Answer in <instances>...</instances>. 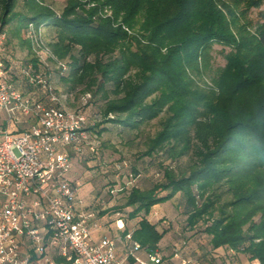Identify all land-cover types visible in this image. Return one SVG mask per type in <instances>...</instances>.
<instances>
[{
  "label": "trees",
  "instance_id": "16d2710c",
  "mask_svg": "<svg viewBox=\"0 0 264 264\" xmlns=\"http://www.w3.org/2000/svg\"><path fill=\"white\" fill-rule=\"evenodd\" d=\"M66 1L58 11L45 0H0V26L16 21L6 50L11 37L23 41L30 23L42 35L53 31L46 43L66 64L60 68L66 92L89 94L88 103L105 100L101 120L88 127L96 137L107 123L135 131L159 119L136 157L157 167V180L123 190L121 209L140 218L133 240L148 252L159 249L167 230L148 216L179 195L188 229L204 225L212 248L264 264V13L259 21L250 16L264 0ZM216 44L225 65L208 82ZM6 50L9 78L20 89ZM31 67L39 70V59ZM125 171L141 174L135 165Z\"/></svg>",
  "mask_w": 264,
  "mask_h": 264
},
{
  "label": "built area",
  "instance_id": "2783aa9c",
  "mask_svg": "<svg viewBox=\"0 0 264 264\" xmlns=\"http://www.w3.org/2000/svg\"><path fill=\"white\" fill-rule=\"evenodd\" d=\"M27 36L40 69L30 66L23 75L45 98L25 93L10 80L3 57L7 30L0 26V112L10 126L27 124L20 133L0 127V264H34V259L37 264H124L129 257L149 264L136 255L142 247L132 233L125 236L123 255L118 254L115 237L95 238L103 225L80 195L81 182L69 173L71 152H95L96 139L88 130V117L68 107L52 83L50 64L62 69L66 64L47 45L41 28L30 23ZM128 167L122 160L112 169L121 172ZM126 177L124 185L108 192L116 195L138 178L133 173ZM119 221L117 227L123 229ZM148 259L152 264L192 262L181 247L169 256L157 249L149 252Z\"/></svg>",
  "mask_w": 264,
  "mask_h": 264
},
{
  "label": "rangeland",
  "instance_id": "374dc122",
  "mask_svg": "<svg viewBox=\"0 0 264 264\" xmlns=\"http://www.w3.org/2000/svg\"><path fill=\"white\" fill-rule=\"evenodd\" d=\"M45 1L53 5V7H55L58 11H60L67 2L66 0ZM1 9L0 2V16L2 11ZM261 12L264 13V5L260 9H254L250 16L254 21L262 20ZM15 24L16 21L12 24L6 25L5 28L8 33L11 30V27ZM21 37L23 38V41H21L22 43L20 42L18 36L11 37V41L7 45L6 56L10 61L13 72L18 74L20 89L30 95L45 98V94L41 89L34 88L33 86L31 87L27 84L24 78L23 70L29 68L31 66V61L34 60V58L38 59V57L28 46L26 40L28 37L27 33H22ZM52 37L53 31H49L47 28H44L43 39L45 42H50ZM221 48L222 46L219 44L214 45V49L212 51L211 71L204 75L208 82H210L209 77H211L219 67H223L225 65V57L223 52L220 50ZM49 71L52 73L53 85L60 94L66 97L64 103L68 107L81 111L85 114L88 117L89 125H92L95 121L101 120L100 111L105 104V100L101 96L91 99L88 103V99H90L89 96L87 94L82 95L79 90L73 93H67L65 87L60 81V68L54 64H50ZM9 75L11 74L9 73ZM3 118L4 113L0 112V127L3 129H13V127L3 124ZM158 120L159 119H154L135 131L125 130L115 124L107 123L105 124L107 130H105L101 136L96 137V135H93L97 142V152H85L83 155H75L73 158V167L69 173V177L71 179L79 180L81 182V189H84L87 185L91 187L89 193L91 197V207L97 209V211L103 209L104 206L116 210L107 214H101V217L106 220L107 225L116 222L117 219H124V221L127 220L129 222V228L133 230V228H135L138 224L140 218H129L130 208L121 209V205L124 203L126 198V193L122 191L118 192L116 195H112L108 192L110 187H119L120 185H124V183L128 180L126 177V171H114L112 166L121 160H126L129 166L135 165L141 173L137 180L128 187H132L134 185H138L140 187L151 186L152 183L157 180V167L146 165L149 160L142 159L138 161L136 160V157L140 151L144 150L147 138L153 136L159 128ZM25 126H27V124H24V127ZM187 160L188 158L184 157L182 161L186 162ZM176 201H180L179 195L175 198V202ZM175 202L174 200L163 202L162 207L164 208V212L172 214L178 210ZM180 211H182V209H180ZM148 218L151 222L156 223L157 216H155L154 210L151 211ZM182 220L183 218L180 217V219L174 223V228H172V224H167L168 227L163 226L161 230L171 232L169 237H172L174 241H178L179 244L186 241L188 245L189 242H191L193 245L192 247L201 245L202 247L207 248L209 252H213L214 248H212L209 244V237L203 232L204 225H200L196 231H194L187 228L185 220L181 223ZM162 221L163 219L157 223L159 224ZM98 232L95 233V238H97V236L101 233ZM107 236L112 237L111 234H108ZM219 249L220 251H223L225 248L221 247ZM212 257L214 256L209 254L206 259L202 260V264H210L214 261V258Z\"/></svg>",
  "mask_w": 264,
  "mask_h": 264
},
{
  "label": "crops",
  "instance_id": "0c3cea01",
  "mask_svg": "<svg viewBox=\"0 0 264 264\" xmlns=\"http://www.w3.org/2000/svg\"><path fill=\"white\" fill-rule=\"evenodd\" d=\"M3 124H6V123H4V121H3ZM6 125L9 127H12L8 124H6ZM7 129H9V128H7ZM90 188L91 187L89 185H87L84 189L80 188V195L84 198L85 203L87 205H90V203H91V200H90L91 197L89 195ZM174 202H175V200H174ZM175 204H176L178 210H176L172 214H167V212H164V208L162 207V203L157 204L152 208V211L154 210L155 216H157L156 222L163 219V221L158 224L159 230H161V228L163 226L168 227L167 224H172V228H174V223L178 219H180V217H182L183 220L186 221L187 216L182 211H180V208H179V205L181 204V202L176 201ZM93 209L97 211V209H95V208H93ZM106 209H108V207L104 206L103 209H100L97 211L98 218L103 225V227L100 230H98L101 233L97 236V239L102 237V236H107L108 234H111V236L115 237L118 241V245H117L118 254L123 255L125 253V247H126V238L123 235V230L125 228H128L130 230L129 233H132V230L129 228V222L127 220L124 221V219H117L116 222L107 225L106 220L103 217H101V214H99L100 211H104ZM180 214H181V216H180ZM183 220L181 223L184 222ZM117 221H119L120 225L122 223L124 224L123 229H119L117 227ZM120 222H122V223H120ZM98 231H96V232H98ZM170 233L171 232H167L159 244V246H160L159 250L165 256L171 255V253L175 247H181L184 250V256L188 257L192 260V262L190 264H202V260L206 259L209 256V254L211 256H214V257H212V258H214V261H212L210 264H260L259 260H250L249 257L245 253L237 252L235 250L228 249V248H225L223 251H220V249H214L213 252L212 251L209 252V250H207V248L202 247L201 245L192 247L193 245L191 244V242H189L188 245L187 244L184 245L183 244L184 241L179 244L178 241H174L172 237H169ZM148 254H149V252L146 251L145 249H141L139 251H136V255L138 257H140L144 261H147L149 264H152L148 259ZM124 264H139V262L134 257H129L127 260L124 261Z\"/></svg>",
  "mask_w": 264,
  "mask_h": 264
},
{
  "label": "bare ground",
  "instance_id": "6f19581e",
  "mask_svg": "<svg viewBox=\"0 0 264 264\" xmlns=\"http://www.w3.org/2000/svg\"><path fill=\"white\" fill-rule=\"evenodd\" d=\"M120 223H122V222H120Z\"/></svg>",
  "mask_w": 264,
  "mask_h": 264
}]
</instances>
